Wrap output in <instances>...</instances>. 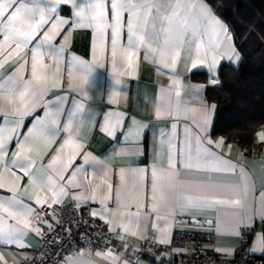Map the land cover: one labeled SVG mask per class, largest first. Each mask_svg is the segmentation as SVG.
I'll use <instances>...</instances> for the list:
<instances>
[{
	"label": "crops",
	"instance_id": "1",
	"mask_svg": "<svg viewBox=\"0 0 264 264\" xmlns=\"http://www.w3.org/2000/svg\"><path fill=\"white\" fill-rule=\"evenodd\" d=\"M38 2L46 14L49 13L50 7L55 8V12L50 13L53 19L44 26L45 29L50 28L55 19L67 21L60 26V34L51 41L56 47L65 45L60 65L63 79L58 86L48 89L40 104L23 117L21 125L13 123L19 119L18 117L9 116L7 118L9 123H5L4 115L0 114V129L15 128L18 138L22 139L37 120L50 124L53 118L57 119L60 122V131L54 137L55 142L50 147L41 144L39 150H34L31 155L37 162L36 170L45 178L52 176L56 182L57 191L60 186H64L65 194L60 195L58 202L53 203L50 191L42 190L39 184H29L28 177L18 169H13L17 176L21 177L18 182L20 189L18 198L25 205L32 207L34 212L31 217H28L30 227L18 234L15 242L0 236V255L3 257L0 264H21L33 257L41 243V234L33 226L36 210L48 208L49 204L51 207L71 203L90 206L93 213L100 214L94 217L104 221L110 230L124 231V227H127L129 231L126 233L130 235L135 231L136 235L132 236L135 237L138 246L141 240L146 238L154 239L161 244H169L177 228L211 232L215 234L216 250L227 257L234 255L235 249L241 243V229L247 226L251 229L253 251L261 252L264 224V213L261 211V195L264 194V142L259 141L256 134L264 131V124L256 130L252 144L246 147L212 132L216 104L208 99L207 88L210 85L219 84V73L223 64L237 67L242 60V54L235 43L231 29L218 12L206 0H192L193 3L203 4L226 26L227 31L219 33L217 30L214 33L211 28L205 31L204 25L207 21L201 19L197 24L193 15L186 17L187 29L181 25H174L171 39L176 43L183 42L175 70L157 64V54H150L149 58L145 59L144 47L139 49L138 55L134 58L133 67L129 68L126 62L119 58L115 67L113 66L110 28L105 30L104 56L94 62L93 42L97 34L92 27H77L75 23L77 8L74 4H78L81 10L87 11L86 6L89 0H62L60 3H57V0H38ZM176 2L177 0H171L172 4ZM178 2L186 5L189 0H178ZM105 3L108 18L111 20V0H105ZM165 11L166 9L162 7L161 12ZM128 15L127 11L122 13L125 23L120 41L122 45H126L127 42ZM69 32L71 35L65 44L64 37ZM164 38L162 32L156 41L157 47L163 44ZM196 44H201V59H196L195 67H193V60L189 58V53L192 52L194 56L193 50ZM97 46L99 48L98 38ZM31 47L30 45L29 49H25L29 60ZM44 51H48L47 45ZM205 53H208L206 58H204ZM73 57H78L88 66L89 83L85 86L86 95L68 88L67 68ZM44 63L51 64V57L46 56ZM16 64L17 61L13 60L0 68V82L14 72ZM29 77L30 63L24 72V79L27 80ZM175 79L180 81L179 85L174 84ZM177 91L180 92L178 106ZM81 105L77 112L78 106ZM158 107L163 113L160 118L156 116ZM166 108L171 111V115L164 112ZM204 109L208 110L209 122L205 126V131L202 132L193 123V117L199 120ZM73 112L77 113L73 121L75 139L81 148L72 166L64 172V179L60 180L53 170L43 165L47 164L50 156L55 154V149L68 138V133L63 131V125L68 123L69 116ZM186 129L188 143H186ZM197 137L199 144H197ZM16 139L17 137H14L8 143L7 155L4 157L5 164L9 166L14 158L13 153L17 151ZM221 139L223 143H220ZM170 145L176 161L175 195L167 198L158 211H152L151 168L156 165L158 168L168 170ZM69 151L70 148L66 147L61 156L62 161L67 160ZM209 153L231 162L236 166L237 173L242 170L246 175L249 191L243 207L215 204L210 207L186 205L188 197L233 198L230 193L219 189L205 190L208 185H225L237 179L236 174L207 168L210 164ZM85 155L89 157L87 163L84 160ZM188 156L191 157L192 167L184 166ZM55 167L60 168L62 164L57 163ZM78 168L81 170L76 172L74 184H69L72 173ZM121 169L125 170L129 193L134 191V183L141 185L139 206L135 200L129 199H125L120 207L117 206L115 192L120 184ZM136 169L146 170L142 184L139 177L134 180L131 175V170ZM105 171L112 184L111 199H105L107 185L101 184L100 181ZM94 188L96 189L95 199L92 198ZM11 196L12 193L7 188H0V199ZM37 196L41 201L39 204L36 203ZM78 196L82 198H74ZM178 217H196L197 220L191 225L184 226L178 221ZM8 223L16 224V221L8 219ZM237 224L239 226L233 227ZM17 226L22 229L24 227L23 224ZM108 252L116 259H106L87 251L67 255L64 264H70L73 260H76L78 264L88 261L91 264H134L112 251Z\"/></svg>",
	"mask_w": 264,
	"mask_h": 264
},
{
	"label": "snow or ice",
	"instance_id": "2",
	"mask_svg": "<svg viewBox=\"0 0 264 264\" xmlns=\"http://www.w3.org/2000/svg\"><path fill=\"white\" fill-rule=\"evenodd\" d=\"M62 0H57V3ZM77 8L75 13L77 20L76 26L92 27L97 34L99 48L97 46V38L93 42V60L96 62L98 58H103L105 52V30L111 29V60L113 66L117 58L126 62L129 68L133 67L134 58L138 55L139 49L144 47L145 59L149 58L150 54H157V64L163 65L165 68L171 67L175 70V66L180 58V49L183 42L176 43L171 39V31L174 25H181L187 29L188 15H193L196 23L199 24L201 19L206 20L204 25L205 31L211 28L215 33H226L227 29L203 4L193 3L192 0L186 5H181L178 0L175 4L171 0H111V20L108 18L107 5L105 0H89L87 4V11L81 10L78 4H74ZM166 9L161 12V8ZM128 12V19L126 22L127 42L122 45L121 35L125 28V23L122 19V13ZM55 12L54 7L49 8V13L40 6L38 0H0V68L4 64L13 60L17 61L14 72L0 82V114L5 117V123H9L7 118L18 117L19 119L13 121L16 125L23 123V117L30 114L44 99L45 94L49 88L58 86L63 79V72L60 67L64 52V44L56 47L51 43L55 36L60 34V26L67 23L65 20L55 19L51 27L45 29L44 26L49 24L53 17L50 13ZM183 13V14H182ZM164 33L163 44L156 46L161 33ZM71 33L69 32L65 37V44L67 43ZM195 35V32H194ZM30 48V60L25 49ZM47 45L48 51H44ZM201 44H196L193 53H189V58L193 60V67H195V60L201 59ZM6 53V55H5ZM208 53L204 54L206 58ZM50 56L51 64L44 63L45 57ZM215 61V57L213 56ZM30 63V77L25 80L24 72ZM88 66L84 61H80L78 57H73L69 61L67 68L68 88L74 91H79L81 95H86V85L89 83L87 75ZM178 79L174 80V84L179 85ZM177 106L179 105L180 92H176ZM63 99V98H58ZM58 108V105H56ZM81 106H78L77 112ZM168 115L171 111L164 109ZM76 112L69 116L67 124L63 125V131L68 133V138L63 141L56 149L55 154L51 155L47 164L43 165L47 169L55 172V175L60 179H64V172H66L74 161V158L79 154L81 145L75 139L73 129V121L76 118ZM160 107L156 110L157 118L162 115ZM187 118V117H186ZM209 122L208 110L204 109L197 120L193 117V123L203 132L205 126ZM55 126V127H52ZM175 128V125H173ZM60 131V122L53 118L50 124H45L41 120L30 128L22 139H19L15 128L0 129V188H7L12 196L6 199H0V236L5 240L13 241L18 239V234H21L24 229L30 227L28 217L33 215V208L27 206L22 200L18 198L19 180L21 177L17 176L13 169H18L24 176L29 178V184L37 185L42 190L52 193V202L56 203L59 196L65 194V187L60 186L57 191L56 182L52 176L44 177L37 171V162L32 158L31 153L34 150H39L41 144L45 147H50L55 142L54 137ZM186 129V143L189 142ZM258 140L264 142V131L257 134ZM14 137L16 139L17 151L13 153V161L11 166L5 164L4 157L7 155L8 143ZM199 144V138H196ZM212 143V141H208ZM220 143H223L221 139ZM70 148L68 158L66 161L61 160L62 153L65 148ZM47 155V152H45ZM210 164L207 168L213 171H225L236 174L237 179L234 182L225 185H208L207 191L217 190L230 193L233 198H221L217 196H201L188 197L186 205L194 207H210L212 205H227L229 207H243L245 199L248 195L247 177L241 170L237 173L236 166L229 161H224L219 157L208 154ZM42 159V158H41ZM89 157L84 156L87 163ZM191 157L188 156L187 161L184 162L185 167H192ZM57 163H61L62 167L56 168ZM176 161L175 155L172 151L171 145L168 154V170L158 168L153 165L151 168L150 192L152 211H158L159 207L166 201L167 198L175 195L174 189L176 186L175 172ZM199 167V165H197ZM206 168V170H207ZM81 169H76L69 179V184H74L76 172ZM144 169L131 170V175L134 178L139 177L142 184L145 175ZM120 184L116 188L115 196L117 206L120 207L125 199L139 201V187L140 184H133L134 191L129 193L127 187V180L125 179V170H120ZM101 184L107 185V194L105 199H111L112 184L108 180V173L105 171L104 176L100 177ZM81 199V196L74 197ZM93 199L96 198V189H93ZM103 202V201H102ZM36 203H41L39 196L36 197ZM139 206V203H138ZM51 207V204H49ZM261 211L264 213V194L261 195ZM6 214V215H5ZM93 215H100L93 213ZM103 218V216H101ZM8 219L16 221V224H9ZM131 220V216H129ZM108 222V221H106ZM23 224V229L17 225ZM123 227V225H121ZM233 225V227H237ZM38 231V230H37ZM124 231L129 229L124 227ZM132 235H136L133 231ZM23 246V245H20ZM97 256L103 258H116L108 253H96ZM3 257L0 255V260ZM70 264H78L76 260ZM82 264H91L90 261L82 262Z\"/></svg>",
	"mask_w": 264,
	"mask_h": 264
},
{
	"label": "built area",
	"instance_id": "3",
	"mask_svg": "<svg viewBox=\"0 0 264 264\" xmlns=\"http://www.w3.org/2000/svg\"><path fill=\"white\" fill-rule=\"evenodd\" d=\"M196 220L178 217L184 226ZM33 226L41 234V243L33 257L21 264H64L67 255L87 251H112L134 264H264V224L261 252L253 251L251 229L244 226L241 243L231 257L216 250L214 233L188 228H177L169 244L146 238L138 246L134 236L110 230L97 220L90 206L73 203L38 208Z\"/></svg>",
	"mask_w": 264,
	"mask_h": 264
},
{
	"label": "trees",
	"instance_id": "4",
	"mask_svg": "<svg viewBox=\"0 0 264 264\" xmlns=\"http://www.w3.org/2000/svg\"><path fill=\"white\" fill-rule=\"evenodd\" d=\"M226 22L242 54L237 67L223 64L219 84L207 88L216 104L213 134L243 147L264 124V0H206Z\"/></svg>",
	"mask_w": 264,
	"mask_h": 264
}]
</instances>
